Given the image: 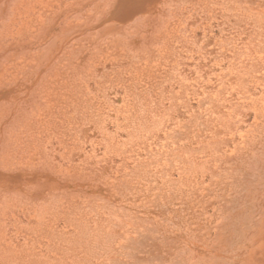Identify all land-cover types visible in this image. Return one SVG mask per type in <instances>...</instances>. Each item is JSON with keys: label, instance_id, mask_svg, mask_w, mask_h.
Here are the masks:
<instances>
[{"label": "bare ground", "instance_id": "6f19581e", "mask_svg": "<svg viewBox=\"0 0 264 264\" xmlns=\"http://www.w3.org/2000/svg\"><path fill=\"white\" fill-rule=\"evenodd\" d=\"M78 1L92 4L85 15L84 28L75 30L76 37L81 36L85 40L80 44L72 43L60 59L47 61L48 65L42 66L40 74H37V58L42 56L43 51L35 43L37 39L45 38L40 34L45 16L55 9H51L53 3L60 8L61 0H0V264H81L83 261L80 255L97 247L98 241L105 238L97 237L101 233L97 226L105 232L106 228L114 231L107 219L101 216L106 206L109 215H115L119 211L111 203L102 200L106 197L114 199L115 195L121 196L119 180L122 179L118 178L117 173L128 174L130 181L136 183V195L148 188V184L147 186L142 181H136L141 177L136 175L138 170L128 161L131 151L137 152L134 147L138 143L122 141L118 135V138L111 136L104 126L107 118L102 116L97 119L99 106L111 109L114 107V110L118 108V105L113 106L115 101L109 97L108 105L98 104L99 92L103 91L105 84L106 88L113 84L115 87L122 86L126 95L125 104L133 103L130 101H136V95L140 96L143 106L139 107L136 101V113L127 111L124 120L112 114V119L123 124L124 130L130 132L131 142L134 139H145L150 145L156 143L159 126L162 125L161 129L164 128L166 133L171 134L172 130L167 127V122L175 117V109L179 105L188 104L191 107L190 100L183 93L192 96L191 90H198L197 99L201 103V109L199 108L195 119L200 135L197 134L194 139L207 142L211 139L209 135L216 139L211 142V148L200 146L201 148H194L193 151L185 150L178 141H174L171 148L178 146L179 150L170 149L168 144L162 145L167 151L168 158L164 157V161L167 159V164L170 165L168 168L179 167L189 177L188 180L182 179L183 177L176 180L173 174L169 175V180L176 181L169 189L176 196L173 199L182 204L185 202L181 192L188 194L189 190L191 195L192 192H197L194 197L197 202L205 198L206 191L204 188L193 189L192 185L197 182L195 179L199 178V174H209L211 182L207 190L212 192L214 189L216 193L212 200H218L219 205L214 210L216 218L208 224L207 221L202 223L200 220V225H191L192 219V222L187 221L190 225L183 226L187 231L190 248L185 251L186 255L181 264H264V215L254 218L251 209H256L259 202L264 205V192L258 195V192L246 191L252 182L249 177L261 169L264 172V168L258 167L264 163V93L258 96L247 88L250 81L264 85V17L260 16L264 15V11L259 9L264 8V0H255L256 8L242 7L237 0ZM201 14L206 16L202 19L209 22L222 18L226 22L224 37L207 40L214 48L217 47L216 53L219 54L214 57L217 66L225 68L224 73L217 71L214 76L213 70L209 75L212 82L207 80L205 73L202 74L204 65L201 62L214 54L210 52L213 48L207 49L206 45L196 39L197 36L192 35L193 30H189L188 20ZM128 16L135 19H127ZM107 17L112 19L107 23L109 33L100 34L98 30H90L88 34L84 32L86 29H98ZM67 19L66 16L58 21L59 28L63 23L61 29L64 31L81 24L67 22ZM253 19L260 24L259 29L248 23L247 20ZM209 22L207 25H210ZM231 25L240 27L251 36L235 35L237 32L232 30ZM63 39L62 37L60 43ZM72 39L71 37L68 43ZM199 39L202 40L200 37ZM183 40L187 43L192 40L201 53L200 61L195 63V67L193 65V72H190L194 73L192 77L187 73L185 65L190 63L186 64L188 57L197 51L188 48ZM142 47L146 48L144 52L140 51ZM106 65H109V69L104 72ZM101 71L104 72L102 79L98 77ZM160 78L164 81L160 82ZM92 81L97 88L91 85ZM155 81L157 82L154 83ZM215 81L218 86L214 87ZM166 83L172 84V88L165 85ZM237 88L241 90V97L249 100V105L239 107L236 102L230 101L231 96L233 100L238 99L233 94V90ZM154 93H159V97L156 98ZM12 95L16 98H11ZM170 95L172 105L165 101L171 100ZM227 109H231L229 115ZM249 110H254L255 113L252 123L248 119L251 117L250 113H245ZM130 114L132 119L128 118ZM81 127L83 129L75 137L74 129ZM89 127L97 128L95 135H91L92 139L88 140L94 145L93 153H86V148L80 147V144H68L69 138L74 139L75 143L79 142ZM120 130L123 131L122 128ZM44 133H48V138H44ZM97 133L101 136L97 137ZM53 139L59 141V146L62 147V152L59 153L62 160L57 161L55 144L50 143L51 147L48 145ZM165 139L174 140L170 136ZM226 143L230 144L229 149L223 147ZM100 145L106 148V157L109 159L95 155ZM72 150L80 152L84 159L79 157L75 164ZM176 151L183 153L178 154L182 159L193 161L180 162L171 159V155H168ZM115 152H120V156L127 159L118 165L115 174L103 179L102 185L106 194H98L101 188L91 176L88 177V169L93 170V174L97 168L99 172L110 169ZM198 152L204 157L207 156L204 161L197 160L195 155ZM216 154L225 157L220 158ZM21 174H29L30 178L21 180ZM239 175L243 177L239 179ZM71 179L76 181V186ZM259 179L257 184L264 183V178ZM235 181H239L240 186L236 189L233 185V191L227 194L225 191L229 188L228 184ZM204 182H207L206 179ZM19 187H23L25 191H19ZM233 193L236 197L244 196L240 201H243L244 206L247 204V207L237 210ZM254 195L258 196V201L253 198ZM98 200L102 202L98 204L103 206L91 205ZM195 202H188L189 209L191 213L195 212L194 215L199 216V210L194 207L198 203ZM74 203L81 208L80 212L77 210L75 215L68 214L70 204L73 206ZM141 204L142 202L137 205ZM172 207L173 205L171 209L175 213ZM130 217H126L127 223L130 222ZM170 219L173 220V217ZM63 221L65 226L61 224ZM130 226L125 225L126 229ZM12 227L18 232L22 244L21 241L17 243L12 235ZM133 232L145 233V230L137 228ZM134 233L131 234L135 235ZM125 237L130 239L129 236ZM44 243L50 252L60 257L53 259L42 255L38 247ZM106 253L104 252L101 259L106 258ZM105 264L111 262L106 259Z\"/></svg>", "mask_w": 264, "mask_h": 264}, {"label": "rangeland", "instance_id": "374dc122", "mask_svg": "<svg viewBox=\"0 0 264 264\" xmlns=\"http://www.w3.org/2000/svg\"><path fill=\"white\" fill-rule=\"evenodd\" d=\"M237 2L242 7H248V8H256L257 7L255 0H237ZM91 5L92 4H87V2L82 3L78 0H61L60 8L58 5H56L54 3L51 5V9H53V8H55V9L52 10L51 13H49L45 16L46 18H45L43 26H41V31H40L41 36H45V38H47V39L44 40L45 38H40V39H37L36 43H35L36 45H39L43 51L42 56L40 58H37V59H39V61L36 62V64H37V67H36L37 72L36 73L37 74L38 73L40 74L42 66H46V64L48 65L47 61H53V60H56V58L60 59L61 55L65 54V50H67V47H70V45L72 43L80 44L81 41L85 40V39H81V36L76 37L75 30H77L80 27L84 28V26L86 24L84 18H85V15L87 14L88 9H90L92 7ZM263 7H264V5H263ZM259 9L264 11V8H259ZM143 11L141 13H143ZM233 13L235 14L236 12L233 11ZM66 16L68 18L67 22L75 21V22H77V24L79 22H81V24L80 25L79 24L74 25V26H72L73 27L72 29H68V30L64 31L63 29H61L63 23L61 24V28H59L58 21L60 22V20L65 18ZM260 16L264 17V15H260ZM203 17L206 18V16L204 14L203 15L202 14L201 15H195L194 17H191L188 20V23H190L189 30H193L191 32L192 35H194L195 37L197 36L196 39L200 40L202 44L206 45L208 47L207 49L213 48V50H214V51L213 50L210 51L211 53L213 52L214 54L211 57L208 56L206 59L207 61L202 59L203 61L201 62L204 65V72L202 74L205 73L206 75L205 74L204 75L208 78L207 80H210V82H212L211 79H209V77H210L209 75H211L213 70H214V74H213V76H214L217 73V71L223 72L225 70V68H222L221 65L217 66L216 58H214L215 56H217V54H219L218 52L216 53L217 47L214 48L213 44H209L210 41H207V40L211 39V38L215 40V39H219L221 37H224L225 34L223 33V29L226 27L225 26L226 22L224 23L223 18H222V20H218V19L213 20L212 19L209 22L206 19H202ZM128 18L132 19V21L135 19V17L132 18V16H128L127 19ZM236 19L237 18L235 17L234 20H236ZM91 20L93 21V19H90V21ZM111 20H112L111 18L107 17V20L105 22L101 23L100 27L98 29H96V30L95 29H86L84 32H87L86 34H88L90 30H92V31L98 30V31H100V34L104 33V32L109 33L110 29H109V27H108L109 25L107 23H109ZM86 21H88V19ZM101 21H102V19L100 20V22ZM247 21L253 28L259 29L260 24L256 21V19L247 20ZM208 22L210 25H207ZM231 26H232L231 27L232 30L237 32L235 35L239 36L241 34V36H247L248 37V34H249L248 32H246V31L243 32L244 30L241 29L240 27L233 26V25H231ZM117 27H119V26H117ZM63 28H64V26H63ZM142 29L145 30V28H142ZM243 33H245V34H243ZM198 36L200 38H202V40L199 39ZM250 36L251 35L249 34V37ZM62 37L64 39H63V42L60 43V40H62ZM71 37L73 39L71 40V43H68V41ZM105 37L108 38L107 36H105ZM38 41H42V43H40V42L38 43ZM190 41H188V43H187L186 40H183L182 42L183 43L185 42L187 44L188 48H192L197 52H195L194 54H191L190 58L188 57V59L186 60V62H187L186 64H188L190 62L188 64L189 66L185 65V68L187 69V73L193 72V69L195 67V63L200 61V58H201V53L199 52L200 50L196 49L197 46L194 44V42L192 40H190ZM204 41L207 43L205 44ZM192 42H193V44H192ZM97 43L98 42H96V44ZM67 44H69V45H67ZM59 45H60V47H59ZM125 45H128V43ZM75 50H77V49L75 48ZM145 50H146L145 47H142L140 49L141 52H144ZM203 52L205 53V50ZM228 53L232 54L231 51H229ZM192 55L196 56V58L193 57ZM66 56H69V54H66ZM197 58H199V59H197ZM196 59H197V61H196ZM193 65H194V67H193ZM101 67L102 66H99V68H101ZM110 67H111V65H110ZM172 67L173 66H171V68ZM108 69H109V65H106L104 67V72L107 71ZM104 72L101 71L98 77L102 79ZM190 75L192 77V76H194V73H190ZM160 79H162V78H160ZM160 79H157V80L159 81ZM162 81H164V79H162L160 82H162ZM156 82L157 81H155L154 83H156ZM206 82L208 83L209 81H206ZM216 83H217L216 81L213 83L214 87L218 86V83L217 84ZM257 83L258 82H256V81H253V82L250 81L248 83L249 85H247V88L254 91V93L257 94L258 96H261L264 93V85L261 83H259V84H257ZM91 85L94 86V88H97L96 83L94 81L91 82ZM165 85H167L170 88H172L171 86H173L172 84L169 85L167 83ZM104 88H106V84H105ZM104 88H103V91L100 90V92H99L100 101L98 104L101 105V103H103V105H108L110 103V101L108 99V97H109L111 100L113 99V102L115 101L113 106L118 105V108H115V110H114V107L111 109L109 107L107 108V106L106 107L99 106L98 111L100 113L98 114L97 119L102 118V116L107 118V122H106L107 125L105 124L104 126H106V129H108L111 136L116 137V138L119 137L120 140H122V141L126 140V141H129L130 143H138L139 144V145L137 144V146L134 147L135 150L133 149L134 151H137V152L133 153L130 150L132 155L130 157H128V159H130L128 161H129V163H131L134 166L135 169L138 170L136 172V175L139 178L141 177L140 179H138L136 181H138V182L142 181V183H144L146 185L148 184L149 186L147 185L148 186L147 189H144L139 195H136L135 190H134V186L136 185V183L134 181H133V183H132V181H130L131 179L128 177V174H122L121 172L117 173L119 176L118 178L122 179V180H119L120 181L119 185L121 186V188H119L121 196L117 197L115 195L114 199H112L111 197L110 198L106 197L102 200H105L109 204L111 203V205H114L115 209L121 211V213L118 211V212H116L117 214H115L116 216L114 214L109 215L108 210H107V206H106V208L103 211V215L101 216V217H104L107 219L108 223L111 226H113L114 231L113 232H111L110 230L108 231L106 228V232H105L103 229H101V228H99V226H97V228L101 231V233L97 237H99V236L103 237L104 236L105 238L98 241L97 247L92 248L90 251L88 250L83 255H80V257L82 258V261H83V262H81V264H101V263L105 264L106 259H107V261L111 262V264H177V263L181 264L184 261V257L186 255L185 251H187V248H190L188 246V243H187L188 242L187 241V237H188L187 231H185L183 229V226L185 224H188L187 221L192 222L191 221L192 219H193L194 224L192 222L191 225H196L195 223H199V225H200V222H199L200 220H202L201 221L202 223L205 220V221H207V224H208L210 221H213L216 218V216L214 215V213H215L214 210L216 209L215 208L216 205H219L218 200H212L214 197V194L216 193V192H214V189H212V192L207 190V186H209L208 184H210V182H211V179H210L211 175H209V174L207 176H203V175L199 174L198 175L199 178L197 177V179H195L197 182L192 185L193 189H197V190L200 189L201 190V188H204V190L206 191V195L204 196L205 198H203L201 200H197V202H195V198H194L196 196L197 192H192L193 196L191 195V193H189V190H187L188 194L186 192H183V193L181 192V194L183 195L182 198L184 199V202H185V204H182V203H178L176 199H173L176 196L174 194H172V192H170V189H169V188H172L171 187L172 184L174 182H176V181L172 182L171 180H169V178H168L169 175L173 174L172 176H174V178L176 180L181 179V177H183L182 179L188 180L189 177L185 176V174L183 173V171L179 167L178 168L181 171L176 167H169L168 168V166H170V165L167 164V161H166L167 159L164 161V157H166L167 151L162 145L165 144V146H166L168 144L167 146H169L170 149L176 150L179 148L178 146H174V148H171V147L174 145V143H173L174 141H178L180 144H182V146L185 150L193 151L194 148L195 149H198L201 147L211 148V142L214 139H216V138H214V136H210V135L208 137H211V139L207 142L203 141L202 139H194V137L195 138L197 137L196 136L197 134L200 135L199 126L197 125L196 119H195L196 116H198V114H199V110L201 109L200 108L201 103H199V101L197 99V95H198L197 91L198 90L192 89L191 90V93L193 94L192 96L191 95L189 96V94L183 93L184 97H187L190 100V104H191L190 106L193 109L191 110V107H189L188 104L187 105H184V104L179 105V107H178L179 109L178 108L175 109V113H174L175 117H173V119L171 118V120L169 122H167V123H169V126H167V127H170V129L172 130L171 134L166 133L163 130L164 128L161 129L162 125L159 126V131L157 133L156 143L153 145H150V143L147 142V140H145V139H143L141 141H136L134 139V141L131 142V136L129 134L130 132L124 130L123 124H118L116 122V120L113 121L114 119H112V114L113 115L116 114V116H118L119 119L124 120L126 118L125 114L127 113V111H133L132 114L136 113L134 110V109H137V107H135V102L137 101V103L139 104V107L143 106V102L140 99V96L134 94V95H136V98H137L136 101H130V102H133V103H131L132 105L131 104H125L126 95H125V91L123 90L124 88H122V86L117 85L115 87L113 84V85L107 87L105 91H104ZM95 92H96V90H94V93ZM240 92H241V90L238 88L236 90H233V94H235L238 97V99L233 100V98L231 96L230 101H232L233 103L236 102L235 104H238L239 107L244 106V104L249 105L250 104L249 100H245L244 98H242L241 97L242 94H240ZM159 93L158 94L154 93L156 98L159 97ZM8 95L9 94H7L6 96L8 97ZM170 97H171L170 101H167L166 99H165V101L167 103L169 102L168 104L172 105V101H173L172 95H170ZM11 98H16V97H15V95H12ZM105 98H107V99H105ZM28 101H31V100H28ZM231 103H229V104L231 105ZM119 104H120V106H119ZM229 104L227 106H229ZM230 110L231 109L226 110L228 115L231 113ZM106 113H108V114H106ZM245 113H250L251 117L248 119L252 123V120H253L254 114H255L254 110L253 111L249 110L248 112L246 111ZM120 114H122V115H120ZM132 114H130V116L128 117L129 119L133 118ZM97 121L99 122L101 120H97ZM160 121H163V123L166 122L164 120H160ZM117 124H118V128H117ZM83 127L87 128V126H83ZM83 127H81L80 129H77V128L74 129V131H75L74 136L75 137H77L79 135V132L81 129H83ZM119 127L122 128L123 131L120 130ZM96 129L97 128H93V129L90 128L87 131V133H85L79 139V142L75 143L74 139L72 140V138H69L68 144H71L72 146L80 144V147L82 146L83 148H86L85 149L86 153H89V152L93 153L94 152V149H93L94 145L91 142H88V140L92 139L91 135H95ZM215 130H216V128L213 129V131H215ZM144 132H146V131H144ZM117 135H118V137H117ZM146 135L149 136L150 134H146ZM43 136H44V138H48L49 135H48V133H44ZM43 136H41V138ZM96 136L100 137L101 134L97 133ZM166 136H170V138H173L174 140L169 141L168 139H165ZM202 141L205 143H203ZM58 142L59 141H57L56 139H53L50 142H48V145L50 147L52 146L51 144H53V143L56 146V153H57V159H58L57 161L62 160L60 158L61 156L59 155V153L62 152V149H61L62 147L59 146ZM163 142H165V143H163ZM229 146H230V144L226 143L225 146H223V147L224 148L226 147V149H229ZM72 153L74 155L73 159L75 160V164H77L76 163L77 160L80 159L79 157H82V159H84V157L80 154V152H77L76 150H72ZM119 153L115 152L112 155V158H114V161L111 162V160H110V162L112 163L109 165L110 169L106 168L105 172H103V171L99 172V169L97 168V169H95V172L93 174V170L88 169V173H87L88 177L91 176L93 181L96 184H98L97 186L99 188H101V190L98 192V194H101V195L106 194L105 193L106 189H103L104 187L102 185L104 183L103 179L106 178V176H111L112 173L115 174L118 165H121V162H123L124 159H127L123 155L120 156ZM178 154L181 155L183 153H181V152L179 153V151L178 152L176 151L175 153L173 152L172 154H169L168 156L171 155V159L174 158L180 162L189 161V160L193 161V159H184V158L182 159ZM197 154H196L197 156L195 155V157H198L197 158L198 161L199 160L204 161L205 158L207 157V156H205V157L202 156V154H199V152ZM95 155L99 158H103L105 156L106 159H109V157L108 158L106 157V148L104 147V145L98 146V153L96 151ZM177 155L179 156V159L176 158ZM216 156H218V154H216ZM218 157L224 158L225 155H222V156L219 155ZM134 158H135V160H134ZM166 158H168V157H166ZM136 162H137V165H136ZM164 163H166V164H164ZM141 165H143V166H141ZM157 166H159V167H157ZM258 167L264 168V163L260 164ZM170 170H171V172H170ZM261 170H263V169H261ZM261 170H259L260 172L253 173V175L249 177L252 179L251 180L252 182L250 181L251 184H249V186L246 190L247 192H258V195L264 192V183H261V184L256 183L258 180H260L259 178H262V179L264 178V172ZM155 172H156V174H155ZM21 175H22L21 180L25 179L26 177L30 178V176H28L29 174H21ZM205 177H207V178H205ZM241 177H243V175H239V179ZM205 179L207 182H204ZM71 180H72L73 184L75 185L76 181L73 179H71ZM113 180H115V178ZM238 183H239V181L229 183L228 184L229 188L226 189L225 192L228 194L229 191H233V185H234V187H236V189H238V187L240 186V185H238ZM196 185H197V187H196ZM193 189H192V191H193ZM217 189H219V188H217ZM19 191L24 192L25 190H23V187L22 188L19 187ZM116 194L119 195L118 193H116ZM224 196L226 197V194H224ZM232 196H235V193H233ZM243 197L244 196L233 197L235 204H236L235 208L237 210H242L243 208L247 207V204H245V206H244V204L242 203L243 201L242 202L240 201ZM257 197H258L257 195L253 196V198L256 201H258ZM171 199H173V200H171ZM188 199H189V201H188ZM110 200H112L113 202ZM202 201L206 202V204ZM98 202H100V201L99 200L94 201L91 205H94L95 207L103 206V205H99ZM140 202H142V204L137 205ZM188 202H189V204H191V202L198 203V204L194 205V207L195 208L197 207V209L199 210V212H200L199 216L194 215L195 212L191 213V211L189 209ZM100 203H102V202H100ZM171 205H173L172 208L175 210V213L172 211ZM262 206H263V208H262ZM75 207H76V203H74L73 206H72V204H70L67 213L75 215V212L77 210L80 212L81 208L76 207V210H75L74 209ZM187 207H188V210L186 209ZM232 207H233V205H232ZM251 209H252V212H254V218L257 216L260 217L261 215H264V205L261 204V202H259V204L256 206V209L254 207H252ZM87 211H90V210H87ZM84 212H85V210H84ZM207 212H209L210 214H207ZM89 215H90V213H89ZM130 215L133 217H130ZM171 216L173 217V220L170 219ZM126 217H128V218L130 217L131 220L129 223H127ZM61 224H62V226H65L64 221ZM125 225L126 226L131 225V226L129 227V229H126ZM188 225H190V224H188ZM137 228L140 230L144 229L145 233L144 232H137L135 234L133 232V230L137 229ZM147 228H149V229H147ZM12 229L14 230V234H15V235L14 234H12V235L16 239L17 243H19V241H21V244H22L23 242H22V239L20 237H18V232L16 231V229L14 227H12L11 230ZM127 230H130L131 233H134L135 235L131 234L130 231L127 232ZM205 234L203 235L204 236L203 238L206 237ZM125 235L129 236L130 239H126ZM134 236H137V237L135 238ZM127 240H130V241H127ZM93 241H95V240H93ZM119 241H122V242L119 243ZM38 248H39V251H42V255L45 254L47 257H52L53 259L60 257V256H55L53 254V252H50L51 250L48 248V246L45 243L43 245H39ZM104 252H107L106 258L101 259V256H103Z\"/></svg>", "mask_w": 264, "mask_h": 264}]
</instances>
